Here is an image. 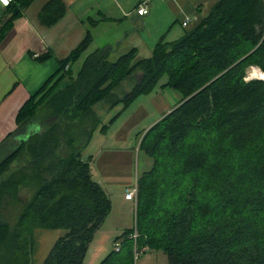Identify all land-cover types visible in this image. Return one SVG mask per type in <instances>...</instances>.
I'll return each instance as SVG.
<instances>
[{
    "label": "trees",
    "instance_id": "16d2710c",
    "mask_svg": "<svg viewBox=\"0 0 264 264\" xmlns=\"http://www.w3.org/2000/svg\"><path fill=\"white\" fill-rule=\"evenodd\" d=\"M32 2H10L0 40ZM44 11L53 24L65 5L51 0ZM92 41L88 31L17 113L18 130L40 129L0 162V264H32L38 229L65 230L42 264H84L112 211L81 154L102 123L94 106L126 109L164 77L162 87L182 97L140 140L153 164L137 178L136 227L99 264H133L135 229L137 248L163 251L169 264H264V80L247 79L251 66L264 72V0H218L150 57L132 49L111 61L112 49L101 48L74 76Z\"/></svg>",
    "mask_w": 264,
    "mask_h": 264
},
{
    "label": "rangeland",
    "instance_id": "374dc122",
    "mask_svg": "<svg viewBox=\"0 0 264 264\" xmlns=\"http://www.w3.org/2000/svg\"><path fill=\"white\" fill-rule=\"evenodd\" d=\"M140 1L117 0L124 6L126 12L133 8L137 11ZM217 1L152 0L150 5L154 4L158 9L145 29L142 28L141 23L135 25L130 18H125L126 15L118 16L117 22L107 23L98 32H95L94 43L72 66L74 76L77 75L87 55L101 49L106 43H112L109 46L114 48V52L109 57L111 61H116L120 56L126 54L124 52L128 50V46H131L129 48L132 46L138 48L137 58L150 57L153 49L148 48L149 43L155 46L161 39L165 41L179 40L196 26L202 16L210 12ZM104 6L106 10L113 8L112 1L104 0ZM183 17L191 19L187 26L182 24ZM127 31L129 33H126ZM125 36L128 38L124 40ZM252 67L255 66H251L247 70V79L258 78L251 75ZM166 81L167 77L162 78L151 94L139 96L126 109L123 108V104L110 107L106 100L94 106V110L102 117V123L81 149V154L85 160L91 158L92 178L99 182L109 194L112 200V211L105 220V224L102 225L104 234H99L97 238L95 235L85 256L84 264H99L114 248L113 242L116 238L136 226L135 202H125L123 195L126 187L135 184L137 178L149 170L153 164V160L139 149L144 132L169 113L182 97L174 89L163 88L162 85ZM124 89L128 91L129 87L125 86ZM117 93L121 96L122 89H119ZM118 113H120L119 116L111 123V119ZM103 125L108 127L103 129ZM118 229L120 231L113 234ZM64 233L65 230L62 229H38L32 264H42L54 243ZM108 243L111 245L110 251H107ZM133 264H169V262L167 254L163 251L137 248Z\"/></svg>",
    "mask_w": 264,
    "mask_h": 264
},
{
    "label": "crops",
    "instance_id": "0c3cea01",
    "mask_svg": "<svg viewBox=\"0 0 264 264\" xmlns=\"http://www.w3.org/2000/svg\"><path fill=\"white\" fill-rule=\"evenodd\" d=\"M49 1L51 0H33L25 8L22 16L13 21L12 27L6 32L3 40H0V162L28 134L40 129L37 122H32L18 130L17 113L29 97L36 93L45 81L58 70L59 61L79 45L88 31L93 37L92 45L95 32H98L107 23L117 22V17L120 15H126L125 18H130L135 25L141 23L142 28L145 29L158 9L154 4L150 5L152 0H149V13L146 15H140L135 8L126 12L124 6L117 0H111L113 8L109 10L105 8L104 0H61L65 5L64 15L55 23L48 24L44 18L46 13L44 7ZM142 1L144 0L139 2L138 7ZM9 4L0 0V31L11 17L8 12ZM172 16H174L173 13ZM144 17L146 18L143 19ZM185 19L183 17V21ZM127 38L128 36H125L124 40ZM110 44L112 43H106L102 48H110ZM129 47L131 46H128V50L124 53H128L132 49H137L138 53L136 46ZM154 47L149 43V49L152 50ZM111 49L113 53L114 48ZM46 54H50L51 57L44 62L35 59L38 55ZM65 84L66 80L62 85ZM12 133L14 135L8 138ZM132 185L127 186L126 189ZM125 193L124 201L130 202L131 200L125 198ZM102 230L103 226L98 230L95 238L102 233ZM119 231L118 229L113 234H117ZM110 248L111 245L108 243L107 251H110Z\"/></svg>",
    "mask_w": 264,
    "mask_h": 264
},
{
    "label": "built area",
    "instance_id": "2783aa9c",
    "mask_svg": "<svg viewBox=\"0 0 264 264\" xmlns=\"http://www.w3.org/2000/svg\"><path fill=\"white\" fill-rule=\"evenodd\" d=\"M11 1L12 0H7L6 3H10ZM137 12L140 15L148 14L149 13V0L142 1L140 3L139 7L137 8ZM190 22H191V19L190 18H186L183 21V25L187 26ZM125 198L127 200L134 201L135 205L137 207V200H138V185H137V182L126 189ZM138 236H139L138 235V231H137V229H135L134 233L132 234V238L134 239V243H135V255L137 254V240H138ZM115 247H116V250L118 251L120 249V244L117 243L115 245Z\"/></svg>",
    "mask_w": 264,
    "mask_h": 264
},
{
    "label": "bare ground",
    "instance_id": "6f19581e",
    "mask_svg": "<svg viewBox=\"0 0 264 264\" xmlns=\"http://www.w3.org/2000/svg\"><path fill=\"white\" fill-rule=\"evenodd\" d=\"M251 75L254 76V77H258V78H263L264 79V72L261 71L260 69H258V67H252V70H251Z\"/></svg>",
    "mask_w": 264,
    "mask_h": 264
},
{
    "label": "water",
    "instance_id": "95a60500",
    "mask_svg": "<svg viewBox=\"0 0 264 264\" xmlns=\"http://www.w3.org/2000/svg\"><path fill=\"white\" fill-rule=\"evenodd\" d=\"M257 79H262V80H264L263 78H257Z\"/></svg>",
    "mask_w": 264,
    "mask_h": 264
},
{
    "label": "snow or ice",
    "instance_id": "6c2138e0",
    "mask_svg": "<svg viewBox=\"0 0 264 264\" xmlns=\"http://www.w3.org/2000/svg\"><path fill=\"white\" fill-rule=\"evenodd\" d=\"M5 2H7V0H5Z\"/></svg>",
    "mask_w": 264,
    "mask_h": 264
}]
</instances>
